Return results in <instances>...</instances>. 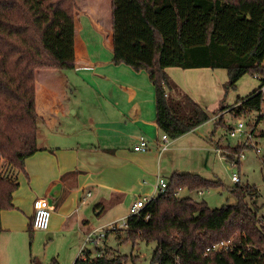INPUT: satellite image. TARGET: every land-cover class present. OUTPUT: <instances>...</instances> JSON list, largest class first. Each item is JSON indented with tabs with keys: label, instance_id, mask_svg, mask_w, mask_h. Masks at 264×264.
Wrapping results in <instances>:
<instances>
[{
	"label": "trees",
	"instance_id": "trees-1",
	"mask_svg": "<svg viewBox=\"0 0 264 264\" xmlns=\"http://www.w3.org/2000/svg\"><path fill=\"white\" fill-rule=\"evenodd\" d=\"M108 7L113 63L148 73L162 133L175 139L225 110L222 105L209 112L172 80L167 73L170 67L226 69V92L244 75L259 74L260 86L238 97L231 112L248 117L263 110L264 0H112V6L111 0H103L102 8ZM80 9L78 0H0V234L1 213L14 208L19 173L25 170L27 158L41 150L37 71L76 68ZM244 148H232L228 158ZM211 187L225 185L199 174L174 172L165 191L151 197L138 213H130L125 227L103 231L102 240L113 233L133 244L155 242V264H264V215L261 206L253 203L261 194L259 188L237 182L230 188L236 203L217 208L179 194ZM33 219L28 226L31 236ZM226 240L233 247L208 252V247ZM95 251L83 248L73 264L127 260L107 243Z\"/></svg>",
	"mask_w": 264,
	"mask_h": 264
},
{
	"label": "crops",
	"instance_id": "crops-1",
	"mask_svg": "<svg viewBox=\"0 0 264 264\" xmlns=\"http://www.w3.org/2000/svg\"><path fill=\"white\" fill-rule=\"evenodd\" d=\"M102 1L94 14L83 12L77 17L76 68L37 71L36 109L49 132L38 130L41 150L27 158L25 170L19 173L14 208L1 213V242L4 237L12 243L16 233L28 230L36 198H46L52 206L47 238L62 232L83 238L92 233L96 238L112 224L123 223L135 200L157 195L160 178L168 182L174 172L205 177L220 153L232 160L227 152L232 148L207 137L203 124L175 139L169 137L167 147L161 148L155 87L146 71L113 63L112 9L105 36L102 11L107 9ZM217 71L167 68L172 80L197 102L213 88ZM74 82L80 85L76 92L81 102L65 107L68 86ZM215 89L218 102V86ZM234 105L224 104L227 109L212 119L218 121ZM142 136L149 148L135 151ZM102 239L96 247L105 246Z\"/></svg>",
	"mask_w": 264,
	"mask_h": 264
},
{
	"label": "rangeland",
	"instance_id": "rangeland-1",
	"mask_svg": "<svg viewBox=\"0 0 264 264\" xmlns=\"http://www.w3.org/2000/svg\"><path fill=\"white\" fill-rule=\"evenodd\" d=\"M101 1L102 0H78L81 14L83 12L94 14L95 11L100 8ZM106 9V12L102 11V16L105 19L104 34L108 36L111 7ZM63 72L68 71L65 70ZM211 75L212 74H210V76ZM261 78L262 76L258 77L256 74L248 73L237 82L235 88L226 92L223 85L228 80L227 70L218 69L217 73L212 78L214 84L213 88L209 89L199 102L204 104L209 112H214L220 105H232L236 102L238 97H244L258 88L261 84ZM74 83L75 84H70V86H68V100L65 103V107L69 105L78 106L81 102L79 99L80 93L77 94L76 92V88L80 87V85L79 83ZM215 85L218 86V93L220 94L218 102H216L217 93ZM225 108L227 109V107ZM259 114L260 112L253 111L250 116L241 117L235 116L234 113L230 111H226L224 117L222 116L218 121L211 119L203 124L202 128L207 132V137H213L215 142L220 141L222 146H229L230 148H234L238 145L244 146L242 143L245 144L247 135L240 134L239 132L233 133L232 130L237 128L240 120H243L247 125L248 123L256 122ZM68 118L71 117L68 115ZM39 130L40 132L43 130L44 134H48L49 132L43 127L42 122H39ZM263 130L264 124L263 121L260 120L257 124L255 140L261 143L262 146H264V136L260 133ZM227 152H231V149ZM244 152L246 158L241 160L239 167H234L232 162L225 156L222 157L223 155L220 153L219 158L214 162L211 161L209 164L211 172L205 170V173L210 174L205 177L220 180L224 183L225 187L207 188L204 189L203 193L183 190L180 196H191L196 200L206 201L212 208L234 204L237 199L231 193L230 188L236 183L232 180V176L236 173L240 177L241 184L249 183L259 188L261 194L258 198L253 199V203L261 206L260 213L264 215V163L262 161L264 153L258 154L255 149L249 146L244 148ZM212 170L214 171V175H211ZM7 234H9V232ZM47 235L48 232L43 230H34L32 236L28 230L24 232L20 231L14 235L17 239H13L12 243L2 237V242L0 241V264H72L80 255L83 248L91 249L96 252V244L92 240L86 242L85 236L83 238L75 232H71L69 235L62 232L51 239L47 238ZM106 242L107 246L112 249L115 254L127 255L125 264H155L152 262V256L156 249L155 242L146 243L140 240L136 244H133L130 240L124 241L117 239L113 233L106 239Z\"/></svg>",
	"mask_w": 264,
	"mask_h": 264
},
{
	"label": "built area",
	"instance_id": "built-area-1",
	"mask_svg": "<svg viewBox=\"0 0 264 264\" xmlns=\"http://www.w3.org/2000/svg\"><path fill=\"white\" fill-rule=\"evenodd\" d=\"M258 77H261L260 75L257 74ZM260 115H261V120L263 121L264 124V109L262 111H260ZM257 124L256 122H251L248 125L243 121L240 120L238 122V126L237 128L233 129V133L235 132H239L240 134H245L247 135V140L244 143H242L243 145L249 146L253 149L256 150V152L258 154H262L264 153V146L261 145V143H258L255 140V132L257 129ZM247 129V130H246ZM264 132L261 131V133ZM260 133V134H261ZM169 140V136L166 133L162 134V149H165L167 147V141ZM149 148V141L147 140V138H145L144 136L140 137L139 141L135 144L134 146V150L138 151V152H144L147 151ZM264 156V154H263ZM246 158V154L245 152H240L238 154H236L234 156V158L231 160L232 165L234 167H239L240 162L242 159ZM232 180L234 182H240V177L238 174H234L232 176ZM168 186V182L165 181L164 179H159L157 188L159 191H165V189ZM151 197H141L137 200H135V202L132 204L131 206V211L130 213H138L140 211L141 208H143L149 201H150ZM34 209H35V214H34V219H33V228L35 230H43L46 231L49 229V225H50V221H51V216H52V206L49 202V200H47L46 198H36L34 200ZM126 223L125 221L121 224H112L110 226V228L113 229H117V228H122L125 227ZM104 232H102L99 236H97L96 238H94V236L92 235V233L87 234L86 235V242L92 240L96 245L98 244V241L100 239H102L104 237ZM231 247H233V243L231 240H226V241H221L218 242L216 244H214L213 246H210L207 248L208 252L211 251H221V250H227L230 249Z\"/></svg>",
	"mask_w": 264,
	"mask_h": 264
}]
</instances>
